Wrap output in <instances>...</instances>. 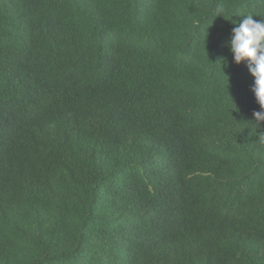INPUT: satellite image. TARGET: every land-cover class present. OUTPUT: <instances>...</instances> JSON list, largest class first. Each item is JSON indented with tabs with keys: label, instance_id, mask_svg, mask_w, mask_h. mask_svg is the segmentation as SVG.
<instances>
[{
	"label": "trees",
	"instance_id": "16d2710c",
	"mask_svg": "<svg viewBox=\"0 0 264 264\" xmlns=\"http://www.w3.org/2000/svg\"><path fill=\"white\" fill-rule=\"evenodd\" d=\"M249 14L0 0V264H264V121L228 46Z\"/></svg>",
	"mask_w": 264,
	"mask_h": 264
},
{
	"label": "clouds",
	"instance_id": "9594fccd",
	"mask_svg": "<svg viewBox=\"0 0 264 264\" xmlns=\"http://www.w3.org/2000/svg\"><path fill=\"white\" fill-rule=\"evenodd\" d=\"M228 46L232 62L238 65L246 61L248 72L254 78L251 91L260 111H254L252 117L259 127L260 122L264 121V19L254 20L253 15H244L239 25L232 29ZM223 66H228L226 59ZM260 136H264V133Z\"/></svg>",
	"mask_w": 264,
	"mask_h": 264
}]
</instances>
